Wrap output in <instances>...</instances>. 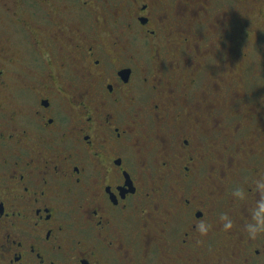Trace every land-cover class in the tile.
Instances as JSON below:
<instances>
[{
    "label": "flooded vegetation",
    "instance_id": "obj_1",
    "mask_svg": "<svg viewBox=\"0 0 264 264\" xmlns=\"http://www.w3.org/2000/svg\"><path fill=\"white\" fill-rule=\"evenodd\" d=\"M25 1L0 32V264H264V38H228L258 0Z\"/></svg>",
    "mask_w": 264,
    "mask_h": 264
},
{
    "label": "rangeland",
    "instance_id": "obj_2",
    "mask_svg": "<svg viewBox=\"0 0 264 264\" xmlns=\"http://www.w3.org/2000/svg\"><path fill=\"white\" fill-rule=\"evenodd\" d=\"M22 1L24 3L26 2L25 0H0V32L4 31V29H8V31H11V29L13 28L12 27V21H11L12 16H10V14L6 8H8L9 11L12 12V10L13 9L16 10V6H18V13H20V15L22 16L23 14H22V11L20 10ZM261 11H262V14L260 16H258ZM236 14L238 15L237 20L241 23L244 21L243 19L247 20L248 18H250L253 21V23H255V26H254L255 31H254V33H252L253 35L250 36V38H249L250 41H245V40L241 39V33L239 32V31H241L240 28L231 27L228 30V38L237 40V46L241 45V47H242V45H244V44H242L243 42L254 43L257 39L264 38V36L261 37L259 35V31L263 32L262 34H264V0H258L255 3L254 9H252V11L250 13L251 15H249V16H247L244 13H236ZM9 38L11 39V35H9ZM226 79L228 82H232V80L233 81L237 80L238 77H234L232 79V77L227 76ZM227 94L229 97L230 91H227ZM253 95L256 96L257 92L254 91ZM212 102L217 103L218 101L212 100ZM219 107H220V105H219ZM217 113H218V111H217ZM217 116H221V114L219 113ZM220 139H222V138H217V137L212 138L213 141L214 140H220Z\"/></svg>",
    "mask_w": 264,
    "mask_h": 264
},
{
    "label": "clouds",
    "instance_id": "obj_3",
    "mask_svg": "<svg viewBox=\"0 0 264 264\" xmlns=\"http://www.w3.org/2000/svg\"><path fill=\"white\" fill-rule=\"evenodd\" d=\"M255 219L257 221L255 224L248 225L249 232L252 235H256L258 232L264 231V202L260 204L259 210L256 212ZM199 227L202 232H206L208 230V225H206L204 222H201ZM225 227H232V221L230 219L227 220Z\"/></svg>",
    "mask_w": 264,
    "mask_h": 264
}]
</instances>
